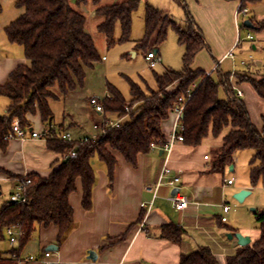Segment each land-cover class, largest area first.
Wrapping results in <instances>:
<instances>
[{
    "label": "trees",
    "instance_id": "16d2710c",
    "mask_svg": "<svg viewBox=\"0 0 264 264\" xmlns=\"http://www.w3.org/2000/svg\"><path fill=\"white\" fill-rule=\"evenodd\" d=\"M141 0H122L103 4L102 0H16L19 8L25 11L6 26L10 42L23 45L26 59L30 64L17 66L5 84L0 86V94L9 99L4 114H0V150L6 151L12 130V121L19 119L24 129L32 128V116L39 114L48 128L47 147L61 154L53 162L48 176L39 173L11 176L22 179L31 177L25 188V202L5 200L0 205V242L6 238V228L19 227V245L11 253H21L41 224H55L59 227L57 241L62 243L75 226L74 210L70 195L77 189L78 180L83 187L82 204L85 209L93 207V189L96 173L93 158L104 162L110 183L113 184L118 164L117 154L136 165L138 156L148 153L152 142H164L162 124L174 110L181 97L187 101L181 115L183 143L190 146L203 144L212 133L220 136L227 126H231L223 138L222 145L215 153L211 171H223L234 162L235 152L251 148L250 178L256 185L264 177V116L263 128L252 120L247 103L237 95V86L242 82L250 83L255 92L264 99V67L256 72L249 70L224 72L216 68L218 78L213 72L192 67L198 53L209 46L203 31L197 25L189 6L183 0H176L185 6L184 23H177L165 11L151 4L144 8V34L135 42L134 48L146 52L153 42L160 45L167 38L169 28H173L179 41L185 45L183 69H165L155 72L158 84L156 90L146 92L138 83H131V98L127 100L122 92L108 84L107 95L102 99L109 113L124 117L118 127H107L97 139H72L62 137L64 125L55 127V113L50 101L59 99L78 87H83L87 69L94 67L103 56L96 42L86 28L85 14L81 4L91 3L95 14L101 20L97 24L108 46L132 40L133 15ZM258 0H241V10L248 3ZM3 8L0 4V13ZM251 21V20H250ZM256 29H264V20L253 24ZM117 29L120 35L117 36ZM262 74L260 80L254 74ZM223 87L226 98L219 96ZM240 88V87H239ZM135 105V107H133ZM127 108H129L127 110ZM74 152L76 154L71 155ZM260 224L261 236L253 243L241 246L229 255L227 264H264V210H255ZM162 237L180 242L184 229L177 224L168 223L161 227ZM181 264H219L208 247L183 253ZM0 264H18V260L0 248Z\"/></svg>",
    "mask_w": 264,
    "mask_h": 264
},
{
    "label": "crops",
    "instance_id": "0c3cea01",
    "mask_svg": "<svg viewBox=\"0 0 264 264\" xmlns=\"http://www.w3.org/2000/svg\"><path fill=\"white\" fill-rule=\"evenodd\" d=\"M183 1L187 3L186 0ZM188 3L209 46V49L204 48L196 55L193 65L196 70L203 69V63L207 59L206 50H211V47L215 53V61L205 66H209L204 69L207 73L221 68L227 60L230 61L228 67L232 68V73L244 70L256 72L264 67V29L247 27L257 32L258 42H249L250 46L244 45L237 50L241 44L239 15L244 14L240 11L241 0H190ZM246 8V15L251 11L254 13L253 17H249L253 24L264 20V0L248 3ZM156 50L159 53L160 50ZM229 53H234V57H230ZM246 55L252 57L251 61L247 60ZM25 63L26 60L21 56L0 53V86L6 83L17 66ZM250 87L252 94L258 97L264 116V99ZM242 91L244 96V89ZM8 104L9 99L3 102L4 110L0 114L5 113ZM87 107L91 110L88 104ZM92 114V110L87 112L89 117ZM71 117L70 124L81 126L74 116ZM38 118L33 117V121ZM170 118L173 122L166 131ZM176 119V111L172 110L163 121L166 140L171 137ZM62 123L65 122L55 121L54 125L59 127ZM40 127V133L48 130L43 122ZM26 130L29 133L26 139L10 138L6 151L0 150V195L4 186H9L10 193L16 189L19 181L10 173H39L48 176L53 162L61 156L47 147L46 138L30 135V131L36 130L34 126ZM63 133L66 132L63 130ZM226 133L223 131L218 137L209 134L203 144L198 146L186 145L177 140L169 152L158 148L140 154L136 165L117 154L118 164L113 184L110 183L106 165L99 168V172L95 171L96 185L93 189V207L90 210L85 209L82 204L83 187L78 180L77 189L70 195L75 226L65 241H57V225H39L20 253L22 257L35 255L38 259L20 264H45L42 259L47 250L53 252L52 258L57 264H181L183 253L199 250L200 247H208L219 264H227L229 255L242 246L235 236L229 238L228 234L241 232L250 237V243L262 236L260 228L250 224L255 211L249 213L244 206L233 207L228 201L240 190L250 189L249 185L236 184L237 178H234L232 184L226 183L227 178L234 177L226 176V169L230 165L223 171H211L215 153L222 145ZM88 134L90 133L83 134L78 139L100 136V133ZM165 165L172 169V174L180 176L178 191L189 200L184 209H176L170 199L175 187L156 186ZM231 165L233 169L236 166L235 162ZM8 199L9 197L2 200L1 204ZM224 205H230V210L225 212ZM223 216L228 221L222 220ZM168 223L180 225L184 229L180 242L162 237L161 227ZM14 246L17 247L10 243L8 250L0 248L11 255ZM90 250L95 251V258L89 256Z\"/></svg>",
    "mask_w": 264,
    "mask_h": 264
},
{
    "label": "rangeland",
    "instance_id": "374dc122",
    "mask_svg": "<svg viewBox=\"0 0 264 264\" xmlns=\"http://www.w3.org/2000/svg\"><path fill=\"white\" fill-rule=\"evenodd\" d=\"M118 1L122 0H102L103 4ZM186 2L188 3L190 0H186ZM148 3L170 14L177 23L181 24L185 22V6H180V3L176 0H141L138 9L133 15L132 40L117 43L111 47L107 45L105 36L97 30V24L100 22L101 18L96 16L94 6L91 3L81 4L80 10L87 17L85 28L90 34H92L96 45L99 48L100 54L106 58L99 61L94 65V67L87 69V77L83 87H78L74 91H71V93L61 96L59 99H52L50 101L52 109L55 113V121L58 123L64 121L65 123H62L64 125V131L71 134L73 138L78 139L81 135H87V133H90L88 135L99 133L98 130L94 129V124L96 122H100L102 120V116L93 112L92 116L89 117L87 112L92 109H88L87 104L90 96H96L102 100L107 95H110L108 91L109 83L117 87L122 92L124 97L129 100L131 98L132 81L142 86L146 92H151L152 90H156L158 88V84L155 79V72L161 73L167 68L173 70L183 69V55L186 47L179 41V36L173 28H169L167 38L164 42L160 45H155L152 42L149 46V50H160L158 53L160 61L157 62L156 66H151L150 61L146 58L145 51L140 49L136 50L134 48L135 42L144 34V8ZM0 4L3 8L0 13V53L1 55L6 54L10 56H21L26 60V64H30V60L26 59L23 45L9 42L5 32L6 26L19 17L25 9L17 7L16 0H0ZM188 8L192 13L190 7ZM253 15V11H251L249 15H239L241 33L240 43L242 45L240 44L237 50H240L244 45L250 46V44L258 42L257 32L250 30L243 24V19H249V17H253ZM248 32L253 35V39L255 40H250L246 37ZM117 33V36H119L120 29H117ZM133 52H135V54H133ZM206 52L207 59L203 63V70L209 68V66L205 67L206 65H209L210 63L212 64V62L214 63L215 61V53L212 51V47L211 50H206ZM248 55H246L247 60L251 61L252 57H249ZM229 62L230 61L227 60L221 65L224 72L232 71V68L228 67ZM194 63L195 61L193 62L192 67L196 70L193 66ZM239 66L241 68V65ZM254 75L257 81L262 78V74L260 72ZM213 77L215 79L218 78L217 71L213 72ZM243 80L245 82L240 84V88L245 91L243 98L246 100L250 116L259 128H263V115L258 104V97L252 94V89L250 87L251 84L246 82L244 78ZM219 96L223 99L226 98V91L223 87H220L219 89ZM7 100L8 98L6 96L0 94V113L3 112L2 109L4 110L2 105L3 102ZM133 107H135V105ZM128 109L129 108H127V110ZM71 116H74V118L81 123V126L70 124V120L72 119ZM33 117L39 118L38 120L35 119L33 121ZM15 119L19 121L17 117H15ZM31 121H33L32 124L36 129L35 131H38V133L39 131H42V127H40L42 122L39 114L32 116ZM172 122L173 119L170 118L167 122L166 131ZM230 128L231 126H227L224 129V132H228L231 130ZM210 135L213 134L210 133ZM154 150H158V148ZM252 153L253 149L251 148L238 150L235 154V168L231 170L229 166L226 169V176H234V178H237L236 184H247L250 188L248 190L251 191V193L247 195L242 202L238 201L234 198V196H231V199H228L229 204L233 207L244 206L249 213H253L252 209L264 210V177L256 185H252L251 183L250 172L251 159L253 156ZM92 162L96 172H99V168L105 166L104 162H102L98 156H95ZM2 192V195H0V205L1 201L8 198L10 195L9 186H4ZM250 222V224H253L254 227L259 229L260 224L256 220L254 214L253 219ZM9 244V238L6 236L0 246L2 249L8 250Z\"/></svg>",
    "mask_w": 264,
    "mask_h": 264
},
{
    "label": "built area",
    "instance_id": "2783aa9c",
    "mask_svg": "<svg viewBox=\"0 0 264 264\" xmlns=\"http://www.w3.org/2000/svg\"><path fill=\"white\" fill-rule=\"evenodd\" d=\"M241 13L246 14L247 13V8L240 9ZM248 39H253V35L251 33L248 34L247 36ZM230 57H234V53H229ZM106 57L103 56V59ZM146 58L150 61V64L152 67L156 66L157 62L160 61V57L158 56L157 50H150L147 53ZM237 95L238 96H243V91L241 88L237 86ZM191 98V93L188 94L187 97H181L179 100V103L176 105L174 108V111H176L177 119H176V124L174 125L172 134L170 139L165 140L164 142H152L151 143V150L157 149V148H162L163 151L169 152L175 143V141H183V135L181 133V130L184 128L182 123H181V115L184 110V107L187 103V101ZM88 105L92 109V112L97 113V115L102 116V120L100 122H96L94 124V129L98 130L100 135L105 131L107 127H118L121 125V123L124 120V117H119L117 114L114 113H109L106 111L104 108V104L102 103V100L96 96H90L88 100ZM46 130L44 133H38V131L32 130L30 131V135L33 137H41L46 135ZM28 131L24 129L21 125L20 122L17 119H13L12 121V130L10 131V134L6 137L7 139L17 137L20 139H26L28 137ZM62 137L64 139H75L71 136L69 133H63ZM100 136H89V137H83V139H97ZM71 155H74L76 153L71 152ZM207 157V156H206ZM172 169L165 165L162 169V172L159 176V180L157 182V187L161 185H168L170 187H177L179 182H180V176L172 174ZM31 177L25 176L22 179H18V183L16 185V189L10 193L9 200L14 201V202H25L26 201V196H25V188L28 184L31 183ZM234 177L226 179L227 184H232L234 182ZM170 199L176 209H184L188 206L189 200L188 198L181 194L180 191H177L175 194L170 196ZM230 210V205H224V211L227 212ZM222 220L228 221L226 216L222 217ZM22 230L19 227L15 226H9L6 228V235L9 238V241L12 245H18L19 243V236L22 234ZM15 247V246H14ZM52 251L47 250L44 253V259L42 261L45 264H57V261L52 258ZM12 257H15V259L18 260V264L20 263H27L31 260L38 259L35 255H28L25 257H22L20 254H18L16 251L11 254Z\"/></svg>",
    "mask_w": 264,
    "mask_h": 264
},
{
    "label": "water",
    "instance_id": "95a60500",
    "mask_svg": "<svg viewBox=\"0 0 264 264\" xmlns=\"http://www.w3.org/2000/svg\"><path fill=\"white\" fill-rule=\"evenodd\" d=\"M243 24H244L246 27H249V28H253V27H254V25H253V23L250 21V19H245L244 22H243ZM133 54H135V52H133ZM230 168L233 169V165H230ZM178 190H179V188H178V187H175V188L172 190V193L174 194V193H176ZM250 193H251L250 190L243 189V190H240L239 192H237V193L234 195V198H236L238 201H241V202H242V201L245 199V197H246L247 195H249ZM252 210L255 211L256 209H252ZM228 235H229V236H228L229 238L235 236V237L238 239L239 244L242 245V246H244V245H246V244H249L250 241H251V239H250L249 236L244 235V234H242L241 232H236V233H234V235H232V234H228ZM89 256H90L91 258H95V257H96V253H95V251L90 250V251H89Z\"/></svg>",
    "mask_w": 264,
    "mask_h": 264
}]
</instances>
